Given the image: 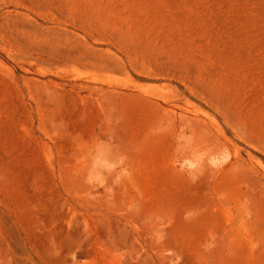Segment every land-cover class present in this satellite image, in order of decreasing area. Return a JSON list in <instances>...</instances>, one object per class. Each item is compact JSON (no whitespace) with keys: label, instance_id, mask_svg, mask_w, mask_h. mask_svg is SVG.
I'll return each instance as SVG.
<instances>
[{"label":"rangeland","instance_id":"rangeland-1","mask_svg":"<svg viewBox=\"0 0 264 264\" xmlns=\"http://www.w3.org/2000/svg\"><path fill=\"white\" fill-rule=\"evenodd\" d=\"M0 264H264V0H0Z\"/></svg>","mask_w":264,"mask_h":264}]
</instances>
